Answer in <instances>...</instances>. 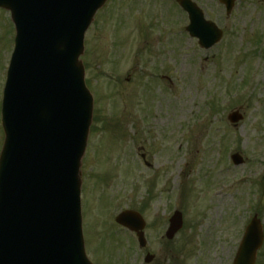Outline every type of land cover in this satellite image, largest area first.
<instances>
[{"label": "rangeland", "instance_id": "374dc122", "mask_svg": "<svg viewBox=\"0 0 264 264\" xmlns=\"http://www.w3.org/2000/svg\"><path fill=\"white\" fill-rule=\"evenodd\" d=\"M171 1L109 0L85 34L94 99L81 211L94 264H231L250 218L264 227V0H235L229 15L217 0H193L223 31L209 49ZM13 35L0 8V107ZM235 109L236 125L227 120ZM124 209L146 221L142 249L114 221ZM174 210L183 223L167 240Z\"/></svg>", "mask_w": 264, "mask_h": 264}, {"label": "water", "instance_id": "95a60500", "mask_svg": "<svg viewBox=\"0 0 264 264\" xmlns=\"http://www.w3.org/2000/svg\"><path fill=\"white\" fill-rule=\"evenodd\" d=\"M105 1L0 0L16 31L2 102L0 264H91L81 236L79 166L92 100L79 56L84 32ZM179 1L188 11L191 36L206 48L220 39L221 31L195 4ZM220 1L228 13L233 0ZM116 220L143 226L130 211ZM180 226L176 213L167 236ZM262 239L254 217L233 264H254Z\"/></svg>", "mask_w": 264, "mask_h": 264}]
</instances>
